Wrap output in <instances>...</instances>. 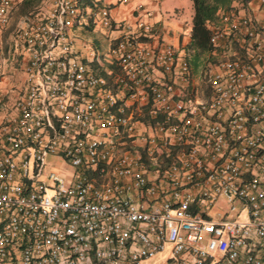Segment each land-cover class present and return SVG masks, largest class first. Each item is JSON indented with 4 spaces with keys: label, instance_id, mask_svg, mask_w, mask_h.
Here are the masks:
<instances>
[{
    "label": "built area",
    "instance_id": "built-area-1",
    "mask_svg": "<svg viewBox=\"0 0 264 264\" xmlns=\"http://www.w3.org/2000/svg\"><path fill=\"white\" fill-rule=\"evenodd\" d=\"M255 1L262 19L230 12L207 24L211 52L223 53L202 87L192 48L157 39L140 16L115 21L107 6L88 13L107 33L102 55L75 48L77 0H51L13 30L22 82L0 120V264L157 254L161 264H264V0ZM14 3L0 0V29Z\"/></svg>",
    "mask_w": 264,
    "mask_h": 264
},
{
    "label": "crops",
    "instance_id": "crops-1",
    "mask_svg": "<svg viewBox=\"0 0 264 264\" xmlns=\"http://www.w3.org/2000/svg\"><path fill=\"white\" fill-rule=\"evenodd\" d=\"M84 2L85 4L87 2L93 3L97 7L107 6L110 16L115 21L132 23L136 17L140 16L151 26L152 32L157 35V39L176 48L189 46L192 15L190 0H85ZM232 5L235 8L234 13H245L257 19L263 17V12L257 8L255 0H248L245 5L239 2H233ZM37 6V0L30 6L23 5L22 0H15L8 22L11 23L15 14L16 28L22 26L26 21L36 17ZM81 9L83 13L81 23L76 24L70 31L75 48L85 53L86 48L92 47L99 55H102L106 49L107 33L92 24L88 17L91 10L89 5H83ZM218 22L219 19L217 24ZM117 34L118 31L111 33L113 36ZM157 39L153 37L150 41L153 43ZM13 53L16 55L12 47V34L6 36L0 29V61H6L9 57L12 59ZM15 59L18 62L17 57ZM13 86L8 77L0 76V120L10 111L12 101L15 98Z\"/></svg>",
    "mask_w": 264,
    "mask_h": 264
},
{
    "label": "trees",
    "instance_id": "trees-1",
    "mask_svg": "<svg viewBox=\"0 0 264 264\" xmlns=\"http://www.w3.org/2000/svg\"><path fill=\"white\" fill-rule=\"evenodd\" d=\"M85 0H77L79 6L89 5L90 9H95L96 5ZM192 15L190 19L189 47L193 49V57L190 58V65L195 68L197 56L201 53H210L212 47L208 42L207 24H217V20L223 14L235 10L233 2L245 5L248 0H190ZM35 0H22L23 5L30 6Z\"/></svg>",
    "mask_w": 264,
    "mask_h": 264
},
{
    "label": "rangeland",
    "instance_id": "rangeland-1",
    "mask_svg": "<svg viewBox=\"0 0 264 264\" xmlns=\"http://www.w3.org/2000/svg\"><path fill=\"white\" fill-rule=\"evenodd\" d=\"M51 0H37L38 6V13L36 17L41 16L44 14L50 4ZM15 15V14H14ZM14 15L13 19L8 22V24L1 29V31L4 32L6 36H10L12 34V31L16 28V22L14 23ZM10 18V15H9ZM4 44V43H3ZM12 51V49H10ZM10 51V52H11ZM13 52V51H12ZM222 50L215 49L213 52L210 53H201L197 56V62L195 68L191 66V70L193 73L194 81L197 82V84L202 87L201 82L206 78L207 74L210 72V70L213 68V65L215 61L218 58H221L222 56ZM194 53H191L190 58L193 57ZM6 57V56H5ZM16 55L13 53V58L10 59V57L5 61H0V76H6L8 77V80L10 83H12L13 86V93L16 96L18 89L21 87V78L22 74L18 65V62H16L15 59ZM50 165H48V168ZM51 168V167H50ZM55 170H59L60 173L67 172V169L57 168L55 167ZM164 254H157L153 256L152 258L148 259L147 261L142 262L141 264H161L164 260Z\"/></svg>",
    "mask_w": 264,
    "mask_h": 264
}]
</instances>
